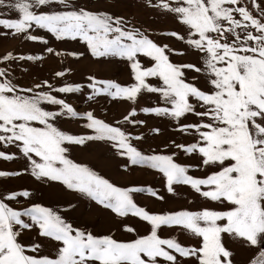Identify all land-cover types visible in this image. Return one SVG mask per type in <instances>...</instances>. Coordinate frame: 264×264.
Wrapping results in <instances>:
<instances>
[{"label":"snow or ice","instance_id":"6c2138e0","mask_svg":"<svg viewBox=\"0 0 264 264\" xmlns=\"http://www.w3.org/2000/svg\"><path fill=\"white\" fill-rule=\"evenodd\" d=\"M144 3L173 17L183 32L173 29L157 35L175 39L188 51L202 54L200 66L172 62L171 55L187 52L158 43L149 30L103 8L94 10L75 0H0L2 37L39 42L45 46V53L60 56L48 46V39L32 34L34 28L45 30L56 41L79 39L94 59L126 62L132 83L122 85L89 75L87 87L91 92L87 100L103 95L135 105L141 94H157L163 106H145L140 111L168 117L175 121L176 131L192 137L187 143L170 140L164 149L199 158L195 165L182 164L177 162V151L165 154L163 150H141L133 141L143 140V134L133 135L123 127L146 124L136 119L134 106L121 120L109 123L91 110L77 111L66 99L53 94L79 93L83 88L79 83L56 87L45 79L29 87L20 86L14 82L12 63L42 61L44 56L6 52L0 56L4 65L0 67V147L15 146L26 166L22 171L0 170V177L30 172L37 181L58 182L110 210L121 219L120 230L134 238L118 240L111 231L94 233L90 228L74 226L61 214L64 210L41 203L14 207L20 197L30 198L32 193L3 189L0 264H234V252L225 237L251 252L247 264H264V6L258 0H250L251 8L243 0ZM68 55L78 59L84 53ZM186 69L204 76L203 89L188 80ZM70 71H56L54 76L63 78ZM150 78L159 83H150ZM188 114L197 117V122L181 123ZM65 117L86 121L82 126L90 133L77 135L61 130L57 122ZM160 131L158 127L152 129L153 134ZM89 142H104L128 164L162 174L167 193L177 195L175 186H188L218 207L146 210L135 202L134 194L144 193L163 201L156 189L117 186L87 164L70 158L66 145L86 147ZM16 158V153L0 150V159ZM191 170H202L206 175L193 176ZM129 215L147 226L143 234L123 223ZM164 228L186 232L196 242L185 245L176 236L162 237ZM34 229L48 241L49 252L45 253V244L36 238L28 244L21 241L23 233Z\"/></svg>","mask_w":264,"mask_h":264},{"label":"rangeland","instance_id":"374dc122","mask_svg":"<svg viewBox=\"0 0 264 264\" xmlns=\"http://www.w3.org/2000/svg\"><path fill=\"white\" fill-rule=\"evenodd\" d=\"M76 3L91 9L103 8L110 13L122 15L133 21L135 26L149 30L152 39L158 43H168L171 47L177 50H185L186 55L178 56L171 55L170 59L174 63H192L200 66L202 60L199 58L202 54L194 51H188L186 45L176 41L157 35L158 32L166 30H177L183 32V29L174 21L169 14H164L152 10L145 6L144 0H75ZM249 8H251L250 0H243ZM264 6V0H258ZM255 15V11L253 12ZM15 17V13L11 14ZM32 34L42 35L49 41V45L61 53L60 56L47 54L44 52V45L39 42L27 41L23 37L13 38L0 36V56L8 51L15 54H31L43 55L42 61H24L11 65L14 82L22 87H29L34 82L49 80L54 86L59 87L65 83H79L83 86L82 91L72 94L53 93L59 98L66 99L79 112L91 110L98 118L106 120V122L114 123L116 120H121L123 115L130 110L131 107L137 108L138 120H145V125L132 126L123 125L133 135L143 134L144 139L141 141H133L141 150L146 153L149 149L157 151H165V154L171 151H177V162L182 164L195 165L199 158L195 155L187 156L179 150L169 148L164 149V145L170 140L176 142H190L192 137L184 136L176 131L177 125L175 121L168 117H157L154 115H145L140 111L145 106H163L157 94L143 93L138 98V103L133 105L131 102L112 100L106 96H99L95 100H87L91 89L87 87L89 81L87 77L94 75L98 79H112L122 85L132 83L130 69L126 62L115 58H100L94 59L87 50L86 44L77 39L76 41L64 40L56 41L51 34L45 30L33 29ZM82 52L84 55L80 58H74L68 53ZM142 62L147 63L143 57ZM0 64V67H3ZM26 68L27 71L21 69ZM71 69L63 78L54 76L56 71ZM185 75L188 80L193 81L202 89L205 87L204 76L197 74L195 71L186 69ZM199 76L198 79H193ZM152 84H158L156 78H150ZM194 102V101H193ZM51 109L52 106L45 105ZM197 110H201L197 108ZM198 118L188 114L186 118L181 120V123L197 122ZM86 121L80 119H69L67 117L60 119L57 126L61 130L72 134H89L90 130L85 129L82 125ZM160 128L159 134H153V128ZM69 148V156L71 159L79 163H85L99 174L108 178L117 186H151L159 192V195L164 197L163 201L144 194L135 193L134 200L139 206L146 207L150 212H163L165 210H179L186 208L189 210H198L201 207H218L213 202L205 201L194 193L188 186H175L177 195L167 193L164 186L162 174L155 170L148 169L142 166H132L128 164L125 157H120L115 154V150L104 142H89L86 147L77 145H66ZM0 150H5L10 153H16V159L5 161L0 159V170L3 171H22L26 166V160L22 157L15 146H9L7 149L0 147ZM190 175L202 177L206 175L202 170H191ZM7 189L10 191L29 190L32 193L30 198H19V203L14 204V207L23 208L30 206L32 203H41L44 206L53 207L62 211V215L66 220L72 222L74 226L90 228L94 233L114 232L115 238L118 240H129L134 238L132 234H127L120 230L121 219L115 217L110 211L103 209L95 202L80 196L78 193L66 189L58 182H42L37 181L30 175V172H23L20 176L0 177V190ZM191 201V202H190ZM74 205V207H71ZM123 223L135 226L141 234L146 230V225L139 221L138 218L129 215L123 218ZM38 229L26 231L20 237L21 241L28 244L33 238L40 240L45 244V253L50 251L48 241L37 235ZM160 235L162 237L176 236L178 240L185 245L194 244L196 241L186 232L177 231L176 229L164 228ZM225 243L234 252V264H247L251 252L242 246L240 243L231 241L225 237Z\"/></svg>","mask_w":264,"mask_h":264}]
</instances>
